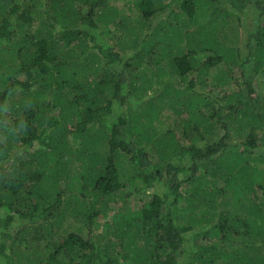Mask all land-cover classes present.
I'll use <instances>...</instances> for the list:
<instances>
[{
	"label": "trees",
	"instance_id": "16d2710c",
	"mask_svg": "<svg viewBox=\"0 0 264 264\" xmlns=\"http://www.w3.org/2000/svg\"><path fill=\"white\" fill-rule=\"evenodd\" d=\"M0 264H264V0H0Z\"/></svg>",
	"mask_w": 264,
	"mask_h": 264
},
{
	"label": "rangeland",
	"instance_id": "374dc122",
	"mask_svg": "<svg viewBox=\"0 0 264 264\" xmlns=\"http://www.w3.org/2000/svg\"><path fill=\"white\" fill-rule=\"evenodd\" d=\"M122 5V4H121ZM123 6V5H122Z\"/></svg>",
	"mask_w": 264,
	"mask_h": 264
}]
</instances>
